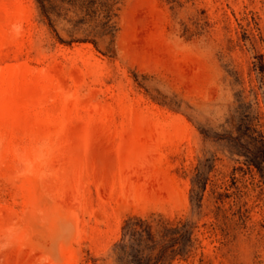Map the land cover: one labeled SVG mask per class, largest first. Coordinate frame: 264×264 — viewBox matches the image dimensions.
Wrapping results in <instances>:
<instances>
[{"label": "rangeland", "instance_id": "rangeland-1", "mask_svg": "<svg viewBox=\"0 0 264 264\" xmlns=\"http://www.w3.org/2000/svg\"><path fill=\"white\" fill-rule=\"evenodd\" d=\"M45 10L0 0V264H115L133 215L264 264V0Z\"/></svg>", "mask_w": 264, "mask_h": 264}, {"label": "trees", "instance_id": "trees-1", "mask_svg": "<svg viewBox=\"0 0 264 264\" xmlns=\"http://www.w3.org/2000/svg\"><path fill=\"white\" fill-rule=\"evenodd\" d=\"M39 2L46 11V0ZM257 160L262 164L264 156ZM194 229L190 221L175 224L129 216L124 221L122 238L113 247L115 264H173L177 258L187 259L195 242Z\"/></svg>", "mask_w": 264, "mask_h": 264}]
</instances>
